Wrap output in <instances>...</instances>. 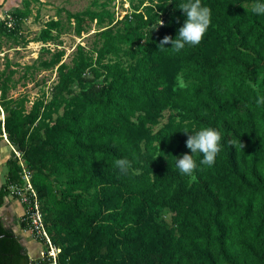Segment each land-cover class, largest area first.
<instances>
[{"label":"trees","instance_id":"16d2710c","mask_svg":"<svg viewBox=\"0 0 264 264\" xmlns=\"http://www.w3.org/2000/svg\"><path fill=\"white\" fill-rule=\"evenodd\" d=\"M109 1L58 10L34 39L43 45L37 59L17 79L9 62L0 73V139L31 174L56 263L264 264V15L252 11L264 0H201L210 27L179 52L159 43L178 35L187 0H127L120 20ZM61 13L76 36L96 28L92 46L77 45L69 63L45 47L61 33ZM30 14L25 0L13 26L0 21V39L25 47ZM38 72L55 73L48 91L42 81L33 100L13 97ZM207 127L220 132L221 151L212 166L196 154L192 180L176 158L191 154L184 132ZM117 159L132 167L121 172ZM5 165L0 208L22 183L16 161ZM32 262L0 217V264Z\"/></svg>","mask_w":264,"mask_h":264},{"label":"rangeland","instance_id":"374dc122","mask_svg":"<svg viewBox=\"0 0 264 264\" xmlns=\"http://www.w3.org/2000/svg\"><path fill=\"white\" fill-rule=\"evenodd\" d=\"M24 1L25 0H0V21L6 20L7 24L13 26L11 12L14 9L21 8ZM92 1L93 0H28V2H30L31 14L23 21L20 34L25 40L29 41V43L25 47H16L12 45L11 40H9L10 42L7 41L5 36L0 39V73L5 69L7 62H9L11 64L10 69H17L19 71L13 76L14 79H17L22 74V67L31 65L37 59L43 47L40 42H34V39L39 35V31L43 28L44 23L51 19H56L58 10L64 9L72 13L80 12L91 6ZM108 7L114 11L119 20L123 15L129 13L127 0H110ZM61 21V33L58 36L53 33V35L56 36L55 40L46 43L45 47L50 49V51L56 49L63 50L65 53L63 61L69 63L77 45H82L85 49H89L92 46L94 41L93 34L96 28L94 24H92L87 30V33L76 36L72 31V27H68L64 22V13H61ZM34 79L36 80L35 82L28 79L24 86L22 84L24 81H21L17 85L16 90L11 91L13 97H16L18 93H22L29 95L30 99L33 100V98L39 96L41 93L42 81H45L44 91H48L55 81V73L38 72L35 74ZM182 84L183 79L179 77L177 87H181ZM2 122L3 114L0 112V124ZM1 141H3L2 144L5 151H0V180L4 182L7 170L5 163L13 159L19 166V161L14 153L15 149L7 142L5 134ZM23 164L25 165L24 161ZM7 200L12 201L9 203ZM13 204L15 207L21 208V216L18 218H13V216L8 214ZM4 213L7 214L3 217L2 214ZM22 214L23 208L15 199L6 198L4 205L0 208V215L3 217L2 221L5 228L13 234L16 233L20 243L25 246V250L30 251L29 253L31 256H35L32 258V261L40 260L41 255L45 251V246L36 240L28 230H23L20 227ZM161 216L169 226L171 224V216L168 210H163Z\"/></svg>","mask_w":264,"mask_h":264},{"label":"clouds","instance_id":"9594fccd","mask_svg":"<svg viewBox=\"0 0 264 264\" xmlns=\"http://www.w3.org/2000/svg\"><path fill=\"white\" fill-rule=\"evenodd\" d=\"M178 9L185 14L186 20L183 26L178 29V35L175 39H173L172 36H165L160 41V51L171 50L179 52L184 49L186 45H199L210 27L211 9L207 6H203L201 0H187V2L181 3ZM252 11L257 15H264V3H256ZM162 26H164V22L161 20L159 27ZM169 44L171 45L170 48L165 47ZM257 104H264V97H260L257 100ZM184 133L187 135L185 144L191 154L185 153L176 158L177 168L182 175L189 176L192 180H195L196 177L194 172L197 170L198 165L194 156L196 154H202L203 159L200 160V164L212 166L216 161L217 155L221 151L222 137L219 131L211 127L202 128L193 133L187 131ZM230 143L236 145L238 142L231 141ZM239 146L245 147L241 142H239ZM115 164L121 172H127V170L132 167L131 162L127 159H117Z\"/></svg>","mask_w":264,"mask_h":264},{"label":"built area","instance_id":"2783aa9c","mask_svg":"<svg viewBox=\"0 0 264 264\" xmlns=\"http://www.w3.org/2000/svg\"><path fill=\"white\" fill-rule=\"evenodd\" d=\"M7 25L11 27L10 24ZM14 153L19 161L22 183H20V185H11L8 188L7 198L15 199L21 204L23 208L21 218L22 221L26 223L27 230L36 240L45 246V251L41 255L40 260H35L32 264H57L56 259L58 250L52 243L43 222L38 195L31 183V174L26 170L21 155L17 151Z\"/></svg>","mask_w":264,"mask_h":264},{"label":"crops","instance_id":"0c3cea01","mask_svg":"<svg viewBox=\"0 0 264 264\" xmlns=\"http://www.w3.org/2000/svg\"><path fill=\"white\" fill-rule=\"evenodd\" d=\"M2 142L3 141H1V139H0V151L1 152H4L5 151V149H4V146H3V144H2ZM1 174V173H0ZM2 183L3 182H1V180H0V187H1V185H2ZM9 203L12 201V200H7ZM15 203V202H14ZM6 214L7 213H4V214H2V216L4 217V216H6ZM8 214L10 215V216H13V218L15 217V218H18L19 216H21V208L20 207H15V205L13 204V206H11L10 207V209H9V211H8ZM1 215H0V217L1 218H3ZM16 237H17V235H16V233L14 234ZM18 238V237H17ZM24 246V245H23ZM25 247V246H24ZM26 252H27V254L31 257V258H34L35 256H31L30 255V251H27L26 250Z\"/></svg>","mask_w":264,"mask_h":264}]
</instances>
